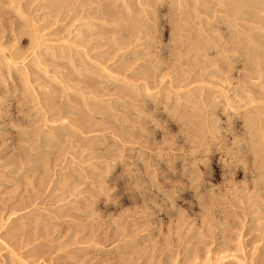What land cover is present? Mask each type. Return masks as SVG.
Returning <instances> with one entry per match:
<instances>
[{
	"label": "rangeland",
	"instance_id": "rangeland-1",
	"mask_svg": "<svg viewBox=\"0 0 264 264\" xmlns=\"http://www.w3.org/2000/svg\"><path fill=\"white\" fill-rule=\"evenodd\" d=\"M54 1L0 0V264H264V141L245 118H264V44L248 38L264 31L250 7L116 0L129 15L112 21L89 10L105 0Z\"/></svg>",
	"mask_w": 264,
	"mask_h": 264
},
{
	"label": "bare ground",
	"instance_id": "bare-ground-1",
	"mask_svg": "<svg viewBox=\"0 0 264 264\" xmlns=\"http://www.w3.org/2000/svg\"><path fill=\"white\" fill-rule=\"evenodd\" d=\"M51 1H53V0H51ZM57 1H58V2H57L56 4L60 3V4H58V5H61V7H58V8H62V5H63V6L66 5V7H67V5L69 4L67 0H62V1L60 0L61 2H60L59 0H57ZM83 1H88L87 3H89V1L95 3V2H94L95 0H93V1H91V0H83ZM96 1H97V0H96ZM101 1H102V0H100V2H101ZM115 1H116V0H105V2L102 1L103 3L101 2V3L99 4V0H98V2L95 3V4H99L97 8H96V7H95V8H91V7H93L92 5H91V7L89 6L88 8H91V9H89L90 12H91V11H94V10H96V11L99 12V10H100V11L102 12L103 16L101 15V12H100L99 14H100V16L103 17V18H104V15H106V17H107V16H108V17H113V15H115V14L117 13V11L119 10V9L116 10V4H115ZM126 1H127V0H126ZM148 1L151 2V0H148ZM180 1H181V0H180ZM219 1H220V0H219ZM219 1H218V2H219ZM224 1L227 2V4H224V5H225V6L227 5L226 7L229 9L228 11H231V12H232L233 10H234V11H235V10L238 11L239 9L242 10V9H244L245 6L250 7V9L248 10V14H247V15H249L248 17H249L250 19H252L250 23H252V22L255 21V20L260 21V22L262 23V25H258V24H256V25H257V27H258L259 30L264 31V15H263V14H264V0H224ZM55 2H56V0L54 1V3H55ZM71 2H73V1L71 0ZM116 2H117V1H116ZM122 2H123V1H122ZM122 2H121V5H123ZM129 2H130V1H129ZM129 2H128V5H129ZM220 2H223V0H221ZM67 3H68V4H67ZM75 3H76V2H75ZM77 3H78V2H77ZM77 3H76V4H77ZM124 3H125V2H124ZM141 3H142V2H141ZM155 3H156V2H155ZM178 3H179V2H178ZM181 3H182V2H181ZM51 4H52V3H51ZM78 4H79V3H78ZM78 4H77V5H78ZM118 4H119V3H118ZM143 4H145V3H143ZM156 4H157V3H156ZM184 4H185V3H184ZM54 5H55V4H54ZM58 5H57V6H58ZM74 5H75V4H74ZM79 5H80V4H79ZM88 5H89V4H88ZM93 5H94V4H93ZM128 5L126 4L125 6H124V5H123V6L126 7V6H128ZM130 5H131V4H130ZM132 5H133V4H132ZM179 5H180V3H179ZM221 5H222V4H221ZM221 5L219 4L220 7H221ZM57 6H54V7H57ZM123 6H122V7H123ZM133 6H134V5H133ZM133 6H129V8H130V7L134 8ZM222 6H223V5H222ZM54 7L52 8V10L54 9ZM68 7H69V6H68ZM117 7H120V5L117 6ZM181 7H182V6H181ZM248 7H247V8H248ZM78 8H79V7H78ZM81 8H82V7H81ZM88 8L86 9L87 12H89V11H88ZM132 8H130V9H132ZM71 9L74 10V8H72V7H71ZM137 9H138V8H137ZM146 9H147V8H146ZM225 9H226V8H225ZM237 9H238V10H237ZM55 10H56V9H55ZM64 10H65V9H64ZM68 10H70V7H69ZM86 10H85V13H87ZM133 10H134V9H133ZM142 10H143V9H142ZM147 10H148V9H147ZM50 11H51V10H50ZM53 11H54V10H53ZM119 11H121V10H119ZM119 11H118V12H119ZM122 11H123V10H122ZM122 11H121V12H122ZM126 11H127V10H126ZM224 11H225V10H224ZM244 11H245V10H244ZM64 12H66V11H64ZM68 12H70V11H68ZM73 12H76V11H73ZM115 12H116V13H115ZM123 12H124V11H123ZM131 12H132V11H131ZM181 12H182V11H181ZM50 13H51V12H50ZM52 13H54V12H52ZM77 13H78V12H77ZM93 13H97V12L94 11ZM124 13L127 14L126 12H124ZM128 13H129V12H128ZM236 13H237V12H236ZM236 13L234 12V14H236ZM88 14H89V13H88ZM91 14H92V13H91ZM99 14H98V15H99ZM133 14H134V13H133ZM234 14H233V16H234ZM240 14H241V13H240ZM243 14L245 15V13H243ZM116 15L119 16L118 14H116ZM128 15H129V14H127L126 16H128ZM229 15H230V12H229ZM244 15H242V16L245 17ZM247 15H246V16H247ZM121 16H123V15H121ZM121 16H119V17H121ZM126 16H125V17H126ZM131 16H132V14L130 15V19H131V18H135L134 16H136V15H133V17H131ZM108 17H107V18H108ZM119 17H118V20H120V19L122 18V17H121V18L119 19ZM123 17H124V16H123ZM136 17H137V16H136ZM141 17H143V16H141ZM224 17H225V16H224ZM226 17H227V16H226ZM231 17H232V16H231ZM234 17H235V16H234ZM236 17H237V16H236ZM243 17H240V20H241V21H242L241 18H243ZM77 18H79V17H77ZM83 18H84V17H83ZM103 18H102V19H103ZM114 18H115V17H113V20H112V21H114V20L117 19V18H115V19H114ZM232 18H233V17H232ZM91 19L93 20V18H91ZM108 19H109V18H108ZM110 19H111V18H110ZM124 19H127V20H128V18H124ZM124 19H123V21H124ZM135 19H136V18H135ZM142 19H143V18H142ZM224 19L231 20V22H232L231 27L234 28V25H233V24L235 23V22H234V19H237V20H235V21H238L239 17H238V18H234V19H231V18H230V19H229V18H224ZM89 20H90V19H89ZM121 20H122V19H121ZM137 20H138V19H137ZM228 20H227V21L225 20V23L228 22ZM232 20H233V21H232ZM84 21H85V20H84ZM108 21H111V20H108ZM138 21H140V20H138ZM223 21H224V20H223ZM245 21H247V20L244 19L242 22H244V24H245ZM136 22H137V21H136ZM110 23H112V22H110ZM125 23H126V22H125ZM133 23H135V22H133ZM137 23H138V22H137ZM137 23H136V24H137ZM239 23L241 24L240 21H239ZM239 23H238V24H239ZM246 23L248 24L249 22H246ZM86 24H89V23L86 22ZM86 24H84V25H86ZM93 24H94V23H93ZM131 24H132V22H131ZM138 24H139V23H138ZM220 24H221V23H220ZM240 24H239V25H240ZM244 24H241V26H242V27H241V30H242ZM253 24H254V23H253ZM89 25H90V24H89ZM91 25H92V24H91ZM97 25H98V24H97ZM99 25H100V24H99ZM109 25H110V24H109ZM118 25H119V24H118ZM127 25H129V26H127V27H130V26H131V25L128 24V23H127ZM132 25H133V24H132ZM134 25H135V24H134ZM145 25H148V24H145ZM232 25H233V26H232ZM245 25H246V24H245ZM106 26H107V25H106ZM110 26H111V25H110ZM122 26H123V24L120 26L121 29H120L119 31H121V30L123 31L124 29H126V31H128V30H127V27H125V26L122 27ZM236 26H238V25H237V22H236ZM236 26H235V28H237ZM248 26H249V25H247V27H248ZM250 26H253V27H254L255 25H251V24H250ZM259 26H260V27H259ZM82 27H83V26L81 25V28H82ZM88 27H90V26H88ZM88 27H87V28H88ZM95 27H97V26H95ZM111 27H112V26H111ZM114 27H115V26H114ZM137 27H139V26L137 25ZM180 27H181V26H180ZM253 27H251V28L253 29ZM79 28H80V27H79ZM79 28H78V29H79ZM83 28H84V27H83ZM132 28H134V27L132 26ZM239 28H240V26H239ZM88 29H89V28H88ZM117 29H118V28H117ZM117 29H115V31H116ZM128 29H130V28H128ZM134 29H135L136 31L138 30L137 32H139V29H136V28H134ZM134 29H133V30H134ZM142 29H143V28H142ZM148 29H149V28H148ZM244 29H245V28H244ZM258 29L256 28L255 30H258ZM80 30H81V29H80ZM108 30H110V29H108ZM131 30H132V29H131ZM144 30H145V29H144ZM174 30H175V29H174ZM233 30H234V29H233ZM235 30H237V31H235V32H237V33H235V34H239V32H238V28L235 29ZM241 30H239V31H241ZM102 31H103V30H102ZM105 31H106V30H104V32H105ZM124 31H125V30H124ZM129 31H130V30H129ZM141 31H142V30H141ZM141 31H140V32H141ZM179 31H180V30H179ZM245 31H246V30H245ZM262 31H261V33H262ZM89 32H90V30H89ZM104 32H103V33H104ZM132 32L135 33V31H132ZM143 32H144V31H143ZM149 32H150V31H149ZM149 32L147 31V34H148ZM176 32H177V31H176ZM250 32H251V36L248 37V38H250V39H252V40H255V41H252V42H255V43H252L253 45L256 44V42H258V43H260V44H262V43L264 44V33H263V34H259L258 31H256V32H258V33H255L254 30H251ZM78 33H79V32H78ZM80 33H81V32H80ZM80 33H79V34H80ZM83 33H84V32H83ZM85 33H86V32H85ZM99 33H100V32H99ZM103 33H102V34H103ZM105 33H107V32H105ZM110 33H113V32L111 31ZM114 33L116 34L117 31L114 32ZM133 33H132V34H133ZM182 33H183V32H182ZM242 33H244V32L241 31L240 34H242ZM246 33H247V32H246ZM252 33H253V34H252ZM91 34H93V33H91ZM91 34H90V35H91ZM115 34H114V35H115ZM132 34L130 35V32L128 33V35H130V39H132V38H131ZM138 34H139V33H138ZM138 34H137V35H138ZM142 34H143V33H142ZM147 34H146V35H147ZM180 34H181V33H180ZM203 34H204V33H203ZM205 34H207V32H206ZM208 34L210 35V33H208ZM231 34H233V33H231ZM231 34H230V35H231ZM104 35H106V34H104ZM108 35H109V34H108ZM117 35H118V37H117ZM117 35H116V37H115L116 39H117V38H120V36H122L121 34L119 35V32L117 33ZM126 35H127V33H126ZM126 35H125V36H126ZM144 35H145V34H144ZM146 35H145V36H146ZM199 35H200V34H199ZM209 35H208V36H209ZM247 35H248V34H247ZM84 36H86V34H85ZM111 36H112V37H110V38H113V39H114V36H113L112 34H111ZM133 36H134V35H133ZM201 36L203 37L204 35H202V33H201ZM232 36H233V35H232ZM245 36H246V34H245ZM245 36H244V37H245ZM108 37H109V36H108ZM123 37H124V34H123ZM140 37H141V36H140ZM197 37H198V36H197ZM202 37H201V38H202ZM206 37H207V35H206ZM233 37H234V36H233ZM237 37H239V38H238V39H239L238 41H240L241 37H243V34H242V36H237ZM121 38H122V37H121ZM128 38H129V37H128ZM134 38L136 39V37H134ZM105 39H106V37H105ZM125 39H126V37H125ZM130 39H129V40H130ZM137 39H138V38H137ZM139 39H140V38H139ZM203 39H205V38H203ZM235 39H236V36H235ZM246 39H247V36L245 37V39L243 38V39H241V40H244V41L246 42ZM82 40H83V39H82ZM122 40H123V39H122ZM127 40H128V39H127ZM127 40H126V41H127ZM199 40H200V39H199ZM208 40L211 41L210 38H209ZM236 40H237V39H236ZM248 40H249V39H248ZM124 41H125V40H124ZM124 41H121V42H123V43H127V42H124ZM135 41H136V40H134L133 42H135ZM201 41H202V40H201ZM212 41H214V40H212ZM238 41H234V42H236V45H235L234 42H233L234 46H237V44H240V45H241V43H238ZM249 41H250V40H249ZM129 42H130V41H129ZM129 42H128L127 44H125V45L128 46V44H130ZM133 42H131L130 45L134 44ZM205 42H207V41H205ZM242 42H243V41H242ZM245 42H244L243 44L246 45L248 42H246V43H245ZM41 43H42V42H41ZM123 43H122V46L124 45ZM197 43H198V42H197ZM200 43H201V42H199V44H200ZM209 43H211V42H209ZM216 43H217V42H216ZM249 43H251V42H249ZM258 43H257V44H258ZM138 44H139V43H138ZM202 44H203V43H202ZM206 44H207V43H206ZM206 44H205V45H206ZM212 44H213V42H212ZM212 44H210V46H212V47H216V44H215V43H214L215 45H214V44L212 45ZM217 44H218V43H217ZM257 44H256V45H257ZM73 45H75V44H73ZM205 45H203V46H205ZM218 45H219V44H218ZM247 45H248V44H247ZM119 46H120V44H119ZM122 46H121V47H122ZM136 46H138V45H136ZM207 46H208V45H207ZM230 46H231V45H230ZM243 46H244V45H243ZM250 46H251V44H250ZM258 46H259V45H258ZM258 46H257V48H259ZM262 46H263V45H262ZM69 47H71V46H69ZM72 47H73V46H72ZM219 47H220V46H219ZM238 47H239V46H238ZM244 47H247V46H244ZM252 47H254V46H252ZM260 47H261V45H260ZM147 48H148V47H147ZM200 48H201V46H200ZM204 48H205V47H204ZM204 48H203V49L201 48V49L204 50V52H206ZM208 48L210 49V47H208ZM240 48H242V47L240 46ZM247 48H248V47H247ZM255 48H256V46H255ZM262 48H263V47H261L260 49H262ZM219 49H220V48H219ZM225 49H226V48H225ZM227 49H228V48H227ZM245 49H246V48H245ZM248 49H249V48H248ZM70 50H71V48H70ZM134 50H135V49H134ZM134 50H133V51H134ZM206 50H207V47H206ZM241 50L243 51V49H241ZM246 50H247V49H246ZM246 50H244V51H246ZM249 50H250V49H249ZM249 50H247V51L250 52ZM253 50H254V48H253ZM207 51H208V50H207ZM219 51H220V50H219ZM226 51H227V50H226ZM251 51H252V48H251ZM259 51H260V50H259ZM51 52H54V50L51 51ZM51 52H50V53H51ZM63 52H64V51H63ZM260 52H261V51H260ZM260 52H258V53L260 54ZM65 53H66V55H67V52H66V51H65ZM244 53H246V52H244ZM253 53H254V52L252 51V54H253ZM262 53H263V52H262ZM48 54H49V53H48ZM53 54H54V53H53ZM55 54H56V53H55ZM62 54H63V53H62ZM69 54H70V53H69ZM248 54H251V52L248 53ZM252 54H251V55H252ZM255 55H256V53H255ZM263 55H264V54H263ZM57 56H58V55H57ZM70 56H71V55H70ZM70 56H69V57H70ZM123 56H124V55H123ZM238 56H239V55H238ZM247 56H249V55H247ZM253 56H254V54H253ZM258 56H259V55H258ZM260 56L262 57V54H261ZM60 57H61V56H60ZM63 57H64V56H63ZM67 57H68V56H67ZM67 57H66V58H67ZM241 57H242V56H241ZM243 57H244V56H243ZM254 57H257V56H254ZM254 57H252V58H254ZM261 57H260V58H261ZM56 58H57V57H56ZM64 58H65V57H64ZM72 58H73V56H72ZM124 58H125V57H124ZM124 58H123V60H124ZM249 58H250V59H249ZM68 59H69V58H68ZM70 59H71V58H70ZM121 59H122V57H121ZM248 59H249V60H253V59H251L250 56L248 57ZM255 59L257 60V58H254V60H255ZM262 59L264 60V57H263ZM73 60H74V58H73ZM73 60H72V61H73ZM126 60L128 61L129 59L126 58ZM256 60H255L254 62H257ZM69 61H70V63H71V60H69ZM81 61H83V60H81ZM120 61H121V60H120ZM246 61H247V60H246ZM75 62H76V61H75ZM85 62H86V61H84V63H85ZM95 62H96V61H95ZM125 62H126V61H125ZM125 62H124V63H125ZM247 62H248V61H247ZM259 62H260V61H259ZM81 63H83V62H81ZM87 63H88V62H87ZM98 63H99V62H98ZM248 63H249V62H248ZM252 63H253V62H252ZM74 64H75V63H74ZM74 64H73V65H74ZM78 64H79V63H78ZM78 64H77V65H78ZM85 64H86V63H85ZM92 64H93V63H92ZM94 64H95V63H94ZM101 64H102V63H101ZM259 64H260V63H259ZM86 65H87V64H86ZM102 65H103V64H102ZM124 65H125V64H124ZM127 65H128V64H127ZM247 65H248V64H247ZM247 65H246V66H247ZM254 65H255V64H254ZM257 65H258V63H257ZM257 65H256V66H257ZM261 65H263V64L261 63ZM20 66H21V65H20ZM20 66H19V67H20ZM78 66H80V65H78ZM78 66H77V67H78ZM248 66H249V65H248ZM256 66H255V67H256ZM70 67H71V66H70ZM90 67H91V66H90ZM97 67H98V66H97ZM126 67H127V66H126ZM249 67L251 68V65H250ZM82 68L85 69L86 67H82ZM82 68H81V69H82ZM93 68H94V67H93ZM95 68H96V67H95ZM128 68H130V66H129ZM18 69H19V68H18ZM21 69H22V68H21ZM99 69H100V67H99ZM108 69H109V68H108ZM247 69H248V68H247ZM253 69H255V68L252 67V70H253ZM259 69H260V67H259ZM259 69H256V70H257V74H258V70H259ZM261 69H263L262 66H261ZM19 70H20V69H19ZM97 70H98V68L96 69V72H97ZM111 70H112V69H111ZM91 71H92V70H91ZM105 71H106V70H105ZM124 71H125V70H124ZM249 71H250V70H249ZM259 71H260V70H259ZM86 72H87V71H85V73H86ZM92 72H93V71H92ZM98 72L100 73V71H98ZM102 72H103V71H102ZM107 72H110V71H107ZM247 72H248V70H247ZM78 73H79V72H78ZM80 73H81V72H80ZM111 73H113V72H111ZM248 73H250V72H248ZM248 73H247V74H248ZM261 73H263V70H262V72L259 73V74H260V77H262V76H261ZM95 74H97V73H95ZM145 74H146V73H145ZM251 74L253 75V74H254V71H253V72L251 71V73H250L249 75L251 76ZM263 74H264V73H263ZM80 75H82V74H80ZM117 75H119V74H117ZM245 75H246V73H245ZM91 76H92V75H91ZM96 76H98V75H96ZM96 76H94V77H96ZM114 76H115V75H114ZM263 76H264V75H263ZM76 77H77V76H76ZM84 77H85V76H84ZM105 77H106V76H105ZM109 77H110V76H109ZM121 77H122V76H121ZM247 77H248V76H247ZM253 77H254V76H253ZM255 77H256V76H255ZM106 78H107V77H106ZM112 78H113V77H112ZM123 78H124V77H123ZM127 78H128V77H127ZM258 78H259V76H258ZM80 79H81V77H80ZM84 79H85V78H84ZM84 79H83V80H84ZM90 79H91V77H90ZM248 79H251V78H248ZM252 79H253V78H252ZM85 80H86V79H85ZM92 80H94V79L92 78L90 81L92 82ZM78 81H79V80H78ZM90 81H89V83H90ZM118 81H120V79H118ZM124 81H125V79H124ZM103 82H105V81H103ZM114 82H115V81H114ZM134 82H135V81H134ZM96 83H97V82H96ZM96 83H95V84H96ZM83 84H84V82H83ZM131 84H132V83H131ZM146 84L148 85V83H146ZM255 84H256V83H255ZM255 84H253V85H255ZM85 85H89V84H85ZM144 85H145V84H144ZM147 85H146V87H147ZM251 85H252V84H251ZM253 85H252V86H253ZM256 85H257V84H256ZM258 85H259V84H258ZM261 85H262V84H261ZM69 86H71V85H69ZM82 86H84V85H82ZM89 86H90V87H91V86H94V82H93V85H89ZM98 86H99V85H98ZM109 86H110V85H109ZM109 86H108V87H109ZM142 86H143V85H142ZM85 87H86V86H85ZM85 87H83V88H85ZM148 87H149V86H148ZM248 87H250V86L248 85ZM259 87H260V86H259ZM75 88H77V87H75ZM88 88H89V87H88ZM104 88H106V87H104ZM122 88H123V87H122ZM125 88H126V87H125ZM132 88H134V87H132ZM97 89H98V87H97ZM101 89H102V87H101ZM107 89H108V88H107ZM107 89H106V90H107ZM192 89H193V88H192ZM249 89H250V88H249ZM255 89H256V87H255ZM259 89H260V88H259ZM262 89H263V88H262ZM75 90H76V89H75ZM93 90H94V89H93ZM136 90H137V89H136ZM140 90H141V89H140ZM195 90H196V89H195ZM251 90H252V89H251ZM102 91L104 92V90H102ZM126 91H127V90H126ZM131 91H132V90H131ZM193 91H194V90H193ZM193 91H192V92H193ZM249 91H250V90H249ZM108 92H109V90H108ZM97 93H98V92H97ZM100 93H101V92H100ZM109 93H110V92H109ZM109 93H108V94H109ZM121 93H122V92H121ZM190 93H191V92H190ZM207 93H208V92H207ZM221 93H222V92H221ZM250 93H251V92H250ZM105 94H106V93H105ZM108 94H107V95H108ZM127 94H128V92H127ZM142 94H143V93H142ZM179 94H180V93H179ZM205 94H206V93H205ZM253 94H255V93H253ZM257 94H260V93H257ZM257 94H256V96H258ZM261 94H262V93H261ZM101 95H102V94H101ZM123 95H125V94H123ZM133 95H134V94H133ZM177 95H178V94H177ZM181 95H182V94H181ZM209 95H211V94H209ZM262 95H263V94H262ZM262 95H261V96H262ZM83 96H84V95H83ZM137 96H138V95H137ZM137 96H136V97H137ZM183 96H184V95H183ZM204 96H205V95H204ZM222 96H223V95H222ZM224 96H225V95H224ZM236 96H237V95H236ZM247 96H248V95H247ZM84 97H85V96H84ZM180 97H181V96H180ZM201 97L203 98V96H201ZM208 97H209V96H208ZM212 97H213V95H212ZM254 97H255V96H254ZM254 97H253V100H254ZM92 98H93V96H92ZM178 98H179V97H178ZM245 98H246V97H245ZM250 98H252V96L249 97V99H250ZM262 98H264V97H262ZM94 99H95V98H94ZM94 99H93V100H94ZM133 99H134V98H133ZM139 99H140V98H139ZM194 99H195V98H194ZM212 99H213V98H212ZM241 99H242V98H241ZM246 99H247V98H246ZM255 99H256V97H255ZM257 99H258V98H257ZM259 99H260V98H259ZM259 99H258V100H259ZM112 100H113V99H112ZM136 100H137V99H136ZM136 100H135V101H136ZM182 100H183V99H182ZM187 100H188V99H187ZM187 100H186V101H187ZM204 100L206 101V99H204ZM253 100H251L250 102L253 103V105H254V102H256L257 100L254 101V102H253ZM260 100H261V99H260ZM186 101H184V102H186ZM194 101H195V100H194ZM210 101H211V100H210ZM230 101H231V99H230ZM263 101H264V100H263ZM114 102H115V101H114ZM232 102H233V101H232ZM104 103H105V102H104ZM107 103H108V102H107ZM187 103H189V102H187ZM192 103H195V102H192ZM204 103H205V102H204ZM241 103H243V102H241ZM263 103H264V102H263ZM263 103H262V104H263ZM85 104H88V102L85 103ZM102 104H103V103H102ZM183 104H184V103H183ZM197 104H198V102H197ZM237 104H238V103H237ZM88 105H89V104H88ZM109 105H110V104H109ZM231 105H232V104H231ZM247 105H248V103H247ZM253 105H252V106H253ZM255 105H256V104H255ZM255 105H254V106H255ZM258 105H260V103H259ZM85 106H86V105H85ZM97 106H98V105H97ZM106 106H107V104H106ZM111 106H113V105H111ZM182 106H183V105H182ZM240 106H241V104H240ZM245 106H246V105H245ZM256 106H257V105H256ZM260 106H262V105H260ZM107 107H108V106H107ZM179 107H181V106H179ZM183 107H184V106H183ZM183 107H182V108H183ZM99 108H100V105H99ZM114 108H115V107H114ZM258 108H260V107H258ZM258 108L255 107L254 110L256 111V109H258ZM263 108H264V107H262L261 109L263 110ZM261 109H260L259 111H261ZM100 110H101V109H100ZM108 110H109V109H108ZM195 110H196V109H195ZM197 110H198V109H197ZM200 110H201V109H200ZM246 110H247V109H246ZM248 110H250V107H249ZM248 110H247V111H248ZM95 111H96V109H95ZM104 111H105V110H104ZM113 111H114V110H113ZM115 111H116V110H115ZM259 111H256V115L258 114L257 112H259ZM71 112H72V111H71ZM92 112H93V111H92ZM100 112L102 113L103 111H100ZM177 112H179V111H177ZM189 112H190V111H189ZM189 112H188V113H189ZM234 112H235V111H234ZM237 112H238V111H237ZM243 112H244V111H243ZM249 112L251 113V110H250ZM249 112H248V114H249ZM263 112H264V111H263ZM68 113H69V112H68ZM80 113H81V112H80ZM96 113H97V111H96ZM104 113H105V112H104ZM111 113H112V112H111ZM179 113H180V112H179ZM181 113H184V112L181 111ZM201 113H202V111H201ZM244 113H245V112H244ZM246 113H247V112H246ZM259 113H260V112H259ZM83 114H84V113H83ZM90 114L92 115L93 113H90ZM90 114H89V116H90ZM108 114H109V112H108ZM189 114H190V113H189ZM193 114H195V113H193ZM198 114H199V111H198ZM263 114H264V113H263ZM64 115H65V114H64ZM242 115H243V114H242ZM250 115H251V114H250ZM252 115H253V114H252ZM252 115H251V116H252ZM258 115H259V114H258ZM258 115H257V117H256V116L254 117V115H253L252 117H251V116L248 117L249 115H248L247 117H245V116H244V117H245L246 119H247V118L249 119V120H248V121H250V122H249V126H251L250 123L252 124V128L250 129L251 131L254 130V129H253V126H255V125H256V127H258V126L260 127L258 130L255 128L256 131L254 130V132L249 133V136H250V134H251L250 137H253V136L256 135V134H257L256 136H258V134H259V136H261V134H262L263 137H261V141L263 142L264 139L262 140V138H264V132H263V131H264V118L259 117V116H262L261 113H260L259 116H258ZM85 116H86V115H85ZM113 116H114V115H113ZM178 116H180V115H178ZM181 116H182V115H181ZM184 116H185V115H184ZM186 116H187V114H186ZM191 116H192V115H191ZM193 116H194V115H193ZM83 117H84V116H83ZM201 117H202V116H201ZM201 117H200V118H201ZM253 117H254V118H253ZM84 118H86V117H84ZM88 118H89V117H88ZM192 118H193V117H192ZM198 118H199V117H198ZM200 118H199V120H200ZM204 118H205V117H204ZM83 120H84V119H83ZM199 120H198V121H199ZM202 120H203V119H202ZM202 120H200V122H201ZM76 121H77V120H76ZM86 121H87V120H86ZM91 121H92V120H91ZM91 121L89 120V122H91ZM192 121H195V120H192ZM198 121H197V122H198ZM72 122H73V120H72ZM74 122H75V121H74ZM74 122H73V123H74ZM83 122H84V121H83ZM190 122H191V121H190ZM75 123H76V122H75ZM86 123H88V122H86ZM86 123H85V126L82 125V124H80V125H82V126L85 127V128L82 127L83 129H86V127H87V126H86ZM103 123H104V122H103ZM198 123H199V122H198ZM244 123H245V122H244ZM67 124H68V123H67ZM89 124H90V123H89ZM95 124H96V123H95ZM100 124H101V123H100ZM100 124H99V125H100ZM257 124H258V126H257ZM260 124H261L262 126H260ZM71 125H72V124H71ZM74 125L76 126V124H74ZM195 125H196V124H195ZM204 125H205V124H204ZM51 126L54 127L53 125H51ZM63 126H64V125H63ZM92 126H94V125H92ZM97 126H98V125H97ZM198 126H200V125L198 124ZM201 126H202V125H201ZM201 126H200V127H201ZM249 126H248L247 128H245V129L249 130V128H250ZM196 127H197V126H196ZM54 128H55V127H54ZM54 128H53V129H54ZM62 128H63V127H62ZM67 128H68V127H67ZM69 128H70V127H69ZM76 128H77V127H76ZM80 128H81V126H80ZM204 128H205V127H204ZM204 128H203V129H204ZM51 129H52V128H51ZM57 129H59V128H57ZM63 129H64V133H65V128H63ZM73 129H74V126H73ZM88 129H89V128H88ZM49 130H50V129H49ZM55 130H56V129H55ZM55 130H54V134H53L55 137H61V136L64 134V133H61V134H62L61 136H60V135L57 136V135H55V134L57 133V130H56V133H55ZM69 130H70V129H69ZM80 130H81V129H80ZM91 130H92V129H91ZM204 130H205V129H204ZM45 131H46V130H45ZM58 131H59V130H58ZM76 131H77V130H76ZM87 131H89V130H87ZM79 132H80V131H79ZM244 132H246V131H244ZM247 132H249V131H247ZM262 132H263V133H262ZM71 133H72V130H71ZM71 133H70V134H71ZM260 133H261V134H260ZM45 134H46V136H44V137H48V136H50V135H49L50 132H48V135H47V133H45ZM66 134H67V133H66ZM66 134L64 135L65 137H66ZM78 134H79V133H78ZM196 134H197V131H196ZM200 134H201V130H200ZM246 134L248 135V133H246ZM73 135H74V133H73ZM75 135H76V134H75ZM75 135H74V136H75ZM64 136H62V137H64ZM80 136H81V134H80ZM202 136H203V134H202ZM256 136H255V137H256ZM259 136H258V137H259ZM41 137H42V136H41ZM200 137H201V136H200ZM250 137H248V138H250ZM258 137H256V138H257V141L260 139V137H259V139H258ZM48 138H51V137H48ZM52 138H54V137H52ZM202 138H204V137H202ZM202 138H200V139H202ZM248 138H247V139H248ZM42 139H43V138H42ZM44 139H46V138H44ZM44 139H43V140H44ZM243 139H244V138H243ZM50 140H51V139H50ZM57 140H58V139H57ZM57 140H56V141H57ZM244 140H245V139H244ZM249 140H250V139H249ZM251 140H253V139L251 138ZM251 140H250V141H251ZM47 141H48V140H47ZM47 141H46V142H47ZM242 141H243V140H242ZM254 141H255V140H253L252 142H254ZM257 141L254 142V145H255V144H259V145L261 144L259 141H258V142H257ZM49 142H50V141H49ZM252 142H251L250 144H252ZM247 143H248V142H246V144H247ZM263 143H264V142H263ZM47 144H48V143H47ZM41 145H42V144H41ZM263 145H264V144H263ZM53 146H54V144H53ZM53 146H52V147H53ZM239 146H240V145H239ZM252 146H253V145H252ZM252 146H251V147H252ZM257 146H258V145H257ZM253 147L255 148V146H253ZM240 148H241V147H240ZM262 148L264 149V146H263ZM247 149H248V148H247ZM263 149H261V150H263ZM256 150H257V149H256ZM256 150H255V151H256ZM256 152H257V151H256ZM258 152L261 153L262 151L260 152V149H259ZM22 153H23V152H22ZM25 153H26V152H25ZM259 153H258V154H259ZM28 154H29V153H28ZM254 154H256V153H253V155H254ZM258 154H257V155H258ZM263 154H264V152H263ZM21 155H22V154H21ZM30 155H31V154H30ZM257 155H256V156H257ZM260 155H261V154H260ZM260 155H258V156H260ZM18 156H19V155H18ZM37 156H38V155H37ZM256 156H255V157H256ZM262 156H263V155H262ZM262 156H261V159H262ZM118 157H119V156H118ZM26 158H27V157H26ZM32 158H33V157H32ZM34 158H35V157H34ZM28 159H29V158H28ZM30 159H31V158H30ZM35 159H36V158H35ZM40 159H41V157H40ZM117 159H118V158H117ZM259 159H260V158H259ZM31 160H32V159H31ZM36 161H38V160H36ZM114 161H115V160H114ZM261 162H263V161H261ZM261 162H260V163H261ZM258 163H259V162H258ZM260 163H259V164H260ZM262 165H263V164H262ZM258 167H259V166H258ZM262 167H264V166H262ZM259 168H260V167H259ZM263 170H264V169H263ZM260 171H261V169H260ZM260 171H259V172H260ZM259 174L262 175L261 173H259ZM263 175H264V174H263ZM260 196H261V195H260ZM260 198H261V197H260Z\"/></svg>",
	"mask_w": 264,
	"mask_h": 264
}]
</instances>
